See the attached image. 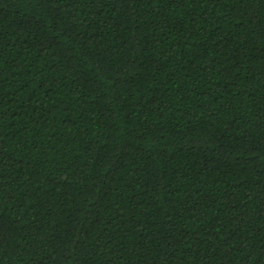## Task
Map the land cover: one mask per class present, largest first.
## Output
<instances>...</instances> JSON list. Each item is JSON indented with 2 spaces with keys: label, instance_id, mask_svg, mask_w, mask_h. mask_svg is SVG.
Returning a JSON list of instances; mask_svg holds the SVG:
<instances>
[{
  "label": "trees",
  "instance_id": "16d2710c",
  "mask_svg": "<svg viewBox=\"0 0 264 264\" xmlns=\"http://www.w3.org/2000/svg\"><path fill=\"white\" fill-rule=\"evenodd\" d=\"M0 264H264V0H0Z\"/></svg>",
  "mask_w": 264,
  "mask_h": 264
}]
</instances>
